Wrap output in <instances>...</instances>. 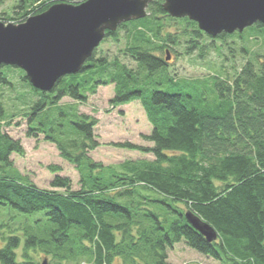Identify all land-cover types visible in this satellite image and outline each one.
I'll return each instance as SVG.
<instances>
[{"label": "trees", "instance_id": "trees-1", "mask_svg": "<svg viewBox=\"0 0 264 264\" xmlns=\"http://www.w3.org/2000/svg\"><path fill=\"white\" fill-rule=\"evenodd\" d=\"M73 1L19 0V15L24 22L56 3ZM163 4L164 0H153L145 17L107 30L81 70L60 78L51 91L34 88L22 70V80L37 97L24 114L27 136L43 134L55 144L61 157L75 165L81 186L73 190L68 177L56 175L53 189L41 188L7 175L0 165V204L22 213L46 211L69 242L64 246L68 253L93 264H113L115 258L123 264H171L168 252L181 241L217 260L264 264V57L248 60L232 80L220 75L176 78L168 69L167 50L164 57L157 52L182 42L187 54L200 49L205 57L200 41L212 37L195 21L169 15ZM173 26L178 27L176 33L170 31ZM234 35L259 38L264 25L256 23L242 34L222 33L217 39L226 43ZM110 43L115 51L104 47ZM0 80L7 82L1 73ZM109 85H114L113 106L140 101L153 125L145 136L153 146L116 145L154 159L105 166L87 155L98 145L97 119L77 109L69 113L76 105L61 106L60 101L69 97L85 103L99 87ZM15 116L6 118L0 105V163L6 167H13L14 153L25 154L21 141L4 129ZM68 116L75 118L71 122L75 129L63 128L70 126L64 123ZM188 211L210 223L218 239L207 241L189 223ZM36 241L43 242L33 237L25 248ZM20 245V238L11 236L0 247V264H39L26 253L27 259L18 261ZM56 249L60 248L46 253L58 256Z\"/></svg>", "mask_w": 264, "mask_h": 264}, {"label": "rangeland", "instance_id": "rangeland-1", "mask_svg": "<svg viewBox=\"0 0 264 264\" xmlns=\"http://www.w3.org/2000/svg\"><path fill=\"white\" fill-rule=\"evenodd\" d=\"M79 2L80 0H74L70 4H79ZM18 5L19 0H0V22L6 25L23 23L24 17L19 15H22V10L18 9ZM177 29V26H173L170 31L176 33ZM211 37L200 41V46L206 51L205 57L200 56V49L193 54H187V45L182 42L179 45L170 44V47H165L157 54L164 57L166 50L169 51L168 69L179 79H204L207 76L220 75L223 79L232 80L248 60H255V55L264 57V36L249 40L248 35H245L246 40H244L234 35L226 43H222L217 36ZM104 47H110L113 51L117 49L114 43L105 44ZM132 65L136 64L132 63ZM0 73L7 81L0 80V105L4 108L6 118L11 119L16 115L10 125L4 124V129L10 136L19 139L25 149L24 155L16 153L12 155L13 167H6L0 163L3 166L1 170L23 183L33 182L45 189H53L52 180L56 175H61L71 180L73 190L80 189L78 170L75 165L61 157L57 146L46 141L43 134L34 138L26 134L27 120L24 114L30 112L37 101H34V98L37 97H33L30 84L22 80V69L4 66L0 68ZM114 95V85L101 86L96 94L89 95L85 103H78L65 97L60 101V105H76L69 107V113L77 109V113L97 119L94 140L98 145L87 152L95 162L105 166H118L126 160L154 159L151 154L116 145L119 142H131L142 146H153L154 142L145 137L152 133L153 125L149 122L140 101L113 106L110 100ZM74 120L75 118L68 116L64 123L70 126L63 128H74L71 125ZM88 144L91 145V142ZM52 166L55 169H52ZM59 190L64 191V189ZM179 206L184 207L182 204ZM74 229L79 228L76 226ZM11 236H17L21 240V245L16 250L18 261H25L27 258L24 253H26L39 264L45 259L48 264H93L87 258H73L74 256L68 253L69 250L64 246L68 247L69 242L64 238L61 227L49 219L46 211L22 213L9 205L0 204V247H4ZM33 237L43 242L36 241L35 244L30 242V247L25 248L26 242L31 241ZM55 246L60 248L55 250L58 256L54 253H46L47 250L53 251ZM168 255V262L171 264H235L231 259L222 261L203 255L184 241L177 243ZM113 264H123L122 259L115 258Z\"/></svg>", "mask_w": 264, "mask_h": 264}, {"label": "water", "instance_id": "water-1", "mask_svg": "<svg viewBox=\"0 0 264 264\" xmlns=\"http://www.w3.org/2000/svg\"><path fill=\"white\" fill-rule=\"evenodd\" d=\"M152 1L58 3L20 24L0 22V66L18 67L34 88L51 91L60 78L81 70L107 30L116 31L123 22L145 17ZM163 7L172 17L195 21L213 37L264 25V0H164ZM166 59L170 60L168 50ZM185 216L207 241L218 239V231L203 218L191 211ZM42 264H48L47 259Z\"/></svg>", "mask_w": 264, "mask_h": 264}]
</instances>
